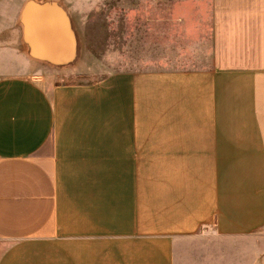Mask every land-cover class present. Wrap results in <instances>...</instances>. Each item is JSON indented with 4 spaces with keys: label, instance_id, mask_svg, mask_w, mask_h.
Segmentation results:
<instances>
[{
    "label": "crops",
    "instance_id": "1",
    "mask_svg": "<svg viewBox=\"0 0 264 264\" xmlns=\"http://www.w3.org/2000/svg\"><path fill=\"white\" fill-rule=\"evenodd\" d=\"M66 10L0 0V264H175L263 227L264 0H212L204 68L106 70Z\"/></svg>",
    "mask_w": 264,
    "mask_h": 264
},
{
    "label": "rangeland",
    "instance_id": "2",
    "mask_svg": "<svg viewBox=\"0 0 264 264\" xmlns=\"http://www.w3.org/2000/svg\"><path fill=\"white\" fill-rule=\"evenodd\" d=\"M65 5L80 50L106 70L211 65L212 0H65ZM1 30L0 42L7 46L13 28ZM101 76L80 74L65 81ZM174 263L264 264V226L243 236L195 235L177 246Z\"/></svg>",
    "mask_w": 264,
    "mask_h": 264
}]
</instances>
